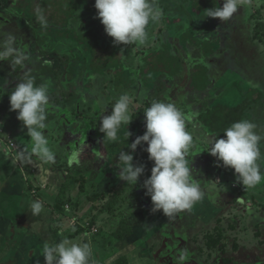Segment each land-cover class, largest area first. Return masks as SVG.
Instances as JSON below:
<instances>
[{
  "label": "rangeland",
  "instance_id": "rangeland-1",
  "mask_svg": "<svg viewBox=\"0 0 264 264\" xmlns=\"http://www.w3.org/2000/svg\"><path fill=\"white\" fill-rule=\"evenodd\" d=\"M27 1L31 4V10L28 3L26 7L19 8L18 0H0V32L14 34L18 45L30 57L23 68H13L10 60L0 61V119L9 122L7 125L21 133L22 130H27L17 118L18 110H11L10 94L25 74L34 76L37 85L50 84V105L46 122L51 128L44 131L45 135H49L50 146L57 153L56 163L51 166L59 167L56 169L65 174L68 182L76 180L73 183L83 190L84 199L88 194L93 196L108 192L106 197L90 203L98 204L93 213L98 217L97 220H102L99 221V227L95 226L96 223L91 226L92 231H101V235L115 241L114 232L120 227L126 212L134 229L133 238L129 240L134 242L138 238L136 241L140 243L142 251L148 253L151 250L155 255L165 256L162 264H170L174 257L182 254L181 251L174 252L173 247L171 250L164 249L163 243L168 235L183 239L186 253H194V250L196 262L199 264H225L224 259L227 257H231L229 264H264V244L261 243L264 241V182L254 189L244 188L237 181L238 174L235 170L224 167L222 161H217L208 152L212 139L217 137L209 131V124L205 127L198 120L200 113L206 120L205 110L208 107V116L212 121L216 119V115L221 119V105L236 107L246 98L253 101V95L259 96L261 92L251 109L244 111L242 119L256 124L257 131L264 135V29L259 30L257 19L252 18L254 15L256 18L264 15V0H250V3L245 7L241 6L237 14L227 22H222L219 18L205 17L206 9L212 8H201L206 0H157L158 6L163 10V17L159 23L149 25L151 39L144 47L114 44V38L106 34L97 10L86 11L84 4L87 0H78L77 6L74 5V9L66 14L67 8L59 9L56 14L58 22H48L47 27L38 24L32 15L37 10L43 12L44 6L37 5L35 2L38 0ZM215 1L216 7H223L224 0ZM32 3L38 6L35 11L32 10ZM71 14L74 16L70 21ZM262 21L264 22V18ZM82 24L93 27L99 33L104 46L111 45L118 49L123 66L127 71L134 69L131 77L136 82L135 85L117 91L110 75L93 79L92 69H89L90 47L82 43L87 38L82 33ZM68 27L78 31L73 32ZM62 29L64 34L70 30L79 38L58 35L57 32ZM205 45H210V48L205 49ZM163 48L179 57L182 65L180 72L172 78L162 72L150 74L146 84L143 83L137 69L145 64L143 59L146 55ZM197 66L207 68L209 82L204 89H198L191 79V72ZM90 85L98 92L94 104L101 109V105L107 103L103 115L112 113V106L115 104L113 101L120 94L127 93L133 97V120L128 126L130 137L133 136L132 142L136 135L145 134L146 118L143 112L153 100L172 102L185 114H195L193 120L187 124V130L194 140L189 160L194 178L206 193L201 202L195 204L190 211L185 210L174 218H169L162 211H151L150 196L147 195L144 201L141 200L142 196L136 192L138 183L131 187L126 181L119 179L118 173L121 169L113 159L114 151H109L108 156L102 153L104 135L100 139L103 134L99 131L101 121L97 120L94 125H89L90 119L87 120L86 113H83L88 104L82 98L91 89ZM250 88H255L256 93L247 95ZM74 106L77 107L79 116L75 115ZM84 124H88L87 127H83ZM126 131L125 125L119 133L125 135ZM12 135L4 127L3 121H0V146ZM89 143H92L91 151L97 154V160L83 162L79 157V165L69 166L68 154ZM110 143L113 146L118 144ZM129 151L132 152L128 148ZM261 152L264 154V141H261ZM101 156L103 158L100 159ZM1 158L0 154V162ZM135 161L136 152L134 163ZM101 181L102 187L99 186ZM116 200L118 203L114 208H109L110 202ZM244 213L246 215L242 217ZM218 219H221L225 227L227 247L225 252L217 248L214 254H209L211 250L207 248L205 234L213 231ZM83 221L86 225L85 220ZM233 222L236 223L237 230L228 227ZM101 227L104 230H100ZM107 230L113 233L106 232ZM196 236L198 241L195 240ZM235 238H238L240 245L238 250L233 249ZM169 253L174 256L170 257Z\"/></svg>",
  "mask_w": 264,
  "mask_h": 264
},
{
  "label": "clouds",
  "instance_id": "clouds-1",
  "mask_svg": "<svg viewBox=\"0 0 264 264\" xmlns=\"http://www.w3.org/2000/svg\"><path fill=\"white\" fill-rule=\"evenodd\" d=\"M248 3L250 0H224L223 7L206 9L205 17L227 22L237 14L241 6L245 7ZM94 6L106 34L114 38L116 45L146 46L151 39L149 25L159 23L163 17V10L157 0H95ZM36 20L42 27H47V19L41 10H37ZM17 40L12 33L0 32V61L10 60L13 68H23L30 57ZM49 88V83L37 85L34 76L25 74L10 94L11 110H18L17 118L27 128L31 142L30 152L27 155L21 153V161L31 162L34 155L44 164L56 163L57 153L50 146L49 135H45L44 131L49 128L46 122L50 105ZM112 107L110 115H103L106 108L101 105L99 131L104 134V142L117 143L122 126H127L128 139L131 135L128 126L133 120V97L127 93L120 94ZM143 113L146 118L145 134L129 144L132 152L121 150L118 154V168L121 169L119 179L131 187L137 185L145 173V166L134 163V152L138 146L146 143L147 148L144 150L154 166L142 187L146 189V195L151 197L153 213L162 211L164 216L174 218L185 210L190 211L206 195L201 184L194 178L189 160L194 140L187 130V124L195 114H185L175 103L160 100L151 101ZM261 141H264V135L257 131V125L242 119L224 130V138H213L208 152L217 161H222L224 167L234 169L238 174L237 181L244 188L254 189L264 182ZM79 157L80 151L72 150L67 157L68 165H79ZM43 210L41 202L31 203V214L34 217L39 216ZM65 210H68V206H65ZM42 255L45 264H96L90 243H75L66 237L58 243L45 241ZM184 260L185 255H179L177 264H184Z\"/></svg>",
  "mask_w": 264,
  "mask_h": 264
},
{
  "label": "crops",
  "instance_id": "crops-1",
  "mask_svg": "<svg viewBox=\"0 0 264 264\" xmlns=\"http://www.w3.org/2000/svg\"><path fill=\"white\" fill-rule=\"evenodd\" d=\"M252 18L257 19L259 30L264 29L261 25L264 15L263 18H256L255 15ZM0 121H3L4 127L13 133V137L8 139H13L18 145V148L13 151L9 150L6 144L0 146L2 156L0 162V264H45L42 255L45 241L58 243L65 237L75 243H90L96 264H162L164 262L162 258L164 256L155 255L151 250L147 251L148 253L142 251L140 243L136 241L138 238L134 239V242L129 240L133 238L134 229L132 234L123 237H119L115 230V241L101 235V231L93 232L91 226L96 223L95 226L99 227V221L102 220H97L98 217L93 213L98 204L90 205V203L106 197L108 192L96 193L93 196L88 194L84 199L83 190L74 184L77 181L68 182L65 174L56 169L59 167L44 164L34 155L31 157V162L21 161L19 159L21 153L27 155L31 148L27 130H22L21 133L13 126L7 125L9 122L6 123L7 121L2 119ZM102 184L103 181L99 186L102 187ZM140 191L144 192L142 189ZM33 201L41 202L44 207L39 216L34 217L31 214ZM63 203L68 206L67 211ZM83 220L88 226L82 223ZM102 229L104 230V227L100 228ZM106 232L113 233L109 230ZM182 240L178 236L168 235L163 243L164 249L171 250L173 247L174 251H181V248H185L181 245ZM195 240H199L197 236ZM234 246H237L236 250L239 249L238 238L233 241ZM227 258L231 259V257Z\"/></svg>",
  "mask_w": 264,
  "mask_h": 264
},
{
  "label": "trees",
  "instance_id": "trees-1",
  "mask_svg": "<svg viewBox=\"0 0 264 264\" xmlns=\"http://www.w3.org/2000/svg\"><path fill=\"white\" fill-rule=\"evenodd\" d=\"M77 2H78V0H38L35 3H37V5H43L44 6L43 14L46 17L47 22L57 23L58 21H56L57 20L56 14L58 13V11H60L59 9H61L62 7H65V9L67 8L65 14L69 13L74 9V5L77 6V4H78ZM27 3H28L27 0H18V7L19 8L24 7V6L26 7ZM84 5H85L84 7H85L86 11L93 12L90 10H92V9L97 10L94 6L95 0H87ZM28 6H30L29 10H31V4L30 3H28ZM32 6H33L32 7L33 11H35V9L38 7L33 3H32ZM209 6H211L212 8L216 7V1L215 0H206L202 4L201 8L203 9V8H206ZM65 9L63 11H65ZM97 12H98V10H97ZM32 15L34 18H36L35 13H33ZM72 16H74V15L73 14L69 15L70 21H71ZM261 18H263L262 14H261ZM74 20H73V22H74ZM60 22H63V21H60ZM261 25L263 27L264 23L262 22ZM88 26L89 25L82 24V27H83L82 33H85L84 36L88 38V39L87 38L84 39L82 43L84 45H87L90 47L91 59H90L89 69H92L91 75H92L93 79L94 80L100 79L99 77H101V75L105 76L106 74H108L112 77L111 81L115 82L114 86H115V89L117 91L129 89V87H131L132 85H135L136 82H134V79L131 77L134 69H130V71H127V69L123 66L124 64L121 63L122 58L118 53L119 52L118 49H116L115 47H112L111 45L104 46V44L101 42V38L99 37V33L96 32L93 27H88ZM63 29L61 31H58L57 34L60 36H64V37L70 36V37H74V38L75 37L79 38L78 36L73 35L70 31L71 29H73V32L75 30H76L75 32H77L78 31L77 29H74L72 27H68V29H70V30L68 32H66V34H64L65 32L63 33ZM260 37H261V35H260ZM82 43H80V44H82ZM209 48H210V45L209 46L205 45V49H209ZM143 60L145 61V64L141 65L137 70H139L138 75L140 78H142V81L145 84L148 80V75H150V74L156 75V74L162 72L163 74H167L168 77L172 78L174 75H176L180 72L181 66H182L179 57L177 55L171 53L167 48H163V49L158 50V51H152L148 55H146V57ZM206 72H207V68L204 66H197L195 68V70H193L191 72V79L194 80L193 82L196 83V87L198 89H204L208 85L209 81L207 79ZM91 86L92 85H90V87ZM100 86H102V85H100ZM254 90H256V89L251 88L248 92V95L256 93V92H254ZM260 93H259V96L253 95V97H252L253 101H248L246 98V100L243 101V103L241 105L236 106V107L221 105L223 107L220 109L222 112V115L220 116L221 119H218L219 116L217 117V115H216V119H214V121H212L208 116V115H210V110L208 107L207 110H205L206 120L204 119V116L201 113L198 116V120L205 127H207V124H209V126L211 128V129L208 128L209 131L215 133L216 137L220 136V138H224V130L226 128L230 127L234 122H238V121L242 120V116H243L244 111L247 109H251V107L254 104V101L256 102L257 99L260 97ZM65 94H67V93H65ZM97 94H98V92L91 87V89H89V91H87L85 93L84 97L82 98V101L86 102V104H88L87 108L85 109V112L83 111V113H86L85 118L87 120L90 119L89 123H88L89 125L90 124L94 125V123L97 120H100L101 109L94 104V101H96V99H97L96 98ZM115 102L116 101L114 100L113 103H115ZM106 104L107 103H105V105L103 106L104 108H106V106H107ZM73 111H74L76 116H79L78 115L79 112H77L76 106H74ZM73 119H74V117H73ZM87 125L84 124L83 127H87ZM132 128L134 130V125H132ZM103 135L104 134L101 135L100 139L103 138ZM119 136L121 137L122 140H120V142H117L118 144L115 146H113L112 143H110V141H105L102 144V148H103L102 153L105 156L109 155V151L110 152L114 151L113 159L115 160V162H117V165H118V154H119V152L121 150L128 152V148H129L128 146H129V144L132 143V140H133V136L128 139L127 131H126L125 135L124 134L122 135L121 133H119ZM135 137L137 138L138 135H136ZM91 144L92 143L84 144L81 147V149L79 150L81 161H83V162H94L95 160H97V158H98L97 154L95 152L91 151V146H92ZM146 148H147V144L144 143L143 145L139 146L135 150V152H136L135 164L145 166V173L139 178L138 186L136 189V192H138L137 195L142 196V198H141L142 201H144V199H146V197H147L146 189L142 187L143 182L145 179L150 177L151 169L154 166V162L149 160V158H148L149 154L147 153V151L144 150ZM84 184H85V180L83 181L82 185L84 186ZM140 189H142L144 192L140 191ZM117 203H118L117 200H116V202H112L110 204L109 208H113V206ZM63 206L65 207V204ZM119 206H121V205H119ZM135 207L133 206V208H135ZM245 215H246V213L242 214V217ZM121 222L122 223H121L120 227H118V229L116 230V233L118 234V236L123 237L125 235L132 234L133 233V227L129 222V218L126 215V212H125V216L121 219ZM228 227L232 228V230H237V228H238L236 223H234V222L229 223ZM224 229H225V227L223 226L221 219H218V223H217V225L214 226L213 231H208L205 234L206 240H207V246H208L207 248L209 250H211V251H209L210 252L209 254H212V253L214 254L216 252L217 248L219 250L225 252L226 247H227L226 239L228 237L226 238L227 235H226V231ZM196 241H198V240H196ZM261 243L264 244V241H261ZM181 245H184L183 240H182ZM234 247H233V249L236 250L237 246H234ZM184 249L185 248H181V253L185 255L184 264H199L196 262L195 255H194L195 252L191 253V254H187L186 253L187 250H184ZM200 250H203V249L200 248ZM174 252H177V251H174ZM168 255H170V257L174 256V254H172V253L171 254L169 253ZM162 258L164 259L165 256ZM209 260H210V258H209ZM224 261H225V264H229L231 259L225 258ZM170 264H177V257H174L173 262H170ZM210 264H211V262H210Z\"/></svg>",
  "mask_w": 264,
  "mask_h": 264
},
{
  "label": "built area",
  "instance_id": "built-area-1",
  "mask_svg": "<svg viewBox=\"0 0 264 264\" xmlns=\"http://www.w3.org/2000/svg\"><path fill=\"white\" fill-rule=\"evenodd\" d=\"M6 144V146L9 148V150L13 151L17 149V144L13 139H7L4 141V145Z\"/></svg>",
  "mask_w": 264,
  "mask_h": 264
}]
</instances>
